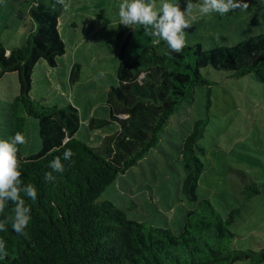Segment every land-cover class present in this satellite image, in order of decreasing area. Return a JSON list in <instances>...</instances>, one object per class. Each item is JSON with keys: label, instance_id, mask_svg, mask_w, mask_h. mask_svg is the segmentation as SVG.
<instances>
[{"label": "trees", "instance_id": "16d2710c", "mask_svg": "<svg viewBox=\"0 0 264 264\" xmlns=\"http://www.w3.org/2000/svg\"><path fill=\"white\" fill-rule=\"evenodd\" d=\"M243 2L250 5V0ZM24 3L35 25L21 47L9 50L0 41V77L8 73L19 77L20 92L7 114L11 136L19 131L26 141L27 117L35 118L43 149L22 160L19 155L26 142L17 146L22 180L36 187L37 199L25 198L31 209L28 238L17 235L10 225L6 232H0L7 251L0 264H264V247L259 251L232 247L238 235L231 226L240 209H233L225 218L209 199L199 198L206 170L202 158L206 149L200 141L209 117L195 122L182 148L186 171L182 191L196 207L187 213L180 234L133 221L111 201L100 202L120 175L160 146L170 120L186 100L193 101L196 88H209L210 109L214 83L204 77V68L264 82V33L234 46H214L210 51L201 45H185L175 53L167 44L162 50L149 45L129 58L126 34L120 32L110 42L120 51L119 86L113 89L120 104L110 120L91 118L87 124L96 130L115 123L118 130L104 136L100 146H92L77 138L82 127L78 108L72 104L50 106L32 94L37 66L46 62L56 68L66 54L59 29L64 10L56 0ZM66 149L75 155L71 161L62 159L64 173H54V184L45 182L49 161L62 157ZM8 211L10 207L5 214Z\"/></svg>", "mask_w": 264, "mask_h": 264}, {"label": "rangeland", "instance_id": "374dc122", "mask_svg": "<svg viewBox=\"0 0 264 264\" xmlns=\"http://www.w3.org/2000/svg\"><path fill=\"white\" fill-rule=\"evenodd\" d=\"M24 2L0 0V41L9 50L21 47L35 25ZM65 2L69 7L61 16L59 29L66 54L56 68L46 62L37 66L32 94L50 106L72 104L78 108L82 127L77 138L100 146L104 136L118 130L115 123L96 130L87 126L91 118L110 120L119 103L113 89L119 86L120 51L111 45V40L124 31L129 58L149 45L162 50L167 42L152 37L151 26L145 30L141 25L120 24L118 9L122 0ZM151 2L159 10L164 0ZM167 2L184 7V0ZM191 16L196 19L191 20ZM187 18L190 27L184 30L185 45H201L207 51L214 46H234L264 33V0H250L247 8L223 15H202L194 8ZM202 72L214 83L210 109L209 88H196L193 101L186 100L170 120L160 146L138 166L120 175L100 202L111 201L133 221L180 234L187 213L196 207L182 191L186 178L182 148L195 122L209 117L200 141L206 149L202 157L206 170L200 180L199 198L209 199L225 218L239 208L241 214H234L231 226L238 235L232 247L259 251L264 247V82L250 76L236 78L231 72L210 66ZM19 92L17 73L0 77V139L12 137L7 114ZM42 149L39 121L27 117L26 143L19 158L29 159Z\"/></svg>", "mask_w": 264, "mask_h": 264}, {"label": "clouds", "instance_id": "9594fccd", "mask_svg": "<svg viewBox=\"0 0 264 264\" xmlns=\"http://www.w3.org/2000/svg\"><path fill=\"white\" fill-rule=\"evenodd\" d=\"M64 11L69 5L65 0H56ZM243 0H184V7L164 0L159 10L151 0H122L119 5L118 15L120 24L129 27L141 25L148 29L151 26L152 37L166 41L168 47L175 53H180L185 46L184 30L190 27L189 17L194 8H198L202 15L209 13L227 14L239 8H247ZM191 16V20H195ZM24 135L17 131L10 139H0V232H6L7 226L17 234L28 238V228L31 222V209L26 199L35 201L37 189L32 183L25 184L17 159L18 145L24 144ZM75 154L66 149L62 157L55 156L48 163L50 171L44 173L47 183H55L57 174H63L65 165L63 161H71ZM7 214L5 210L9 209ZM7 257L6 241L0 237V260Z\"/></svg>", "mask_w": 264, "mask_h": 264}, {"label": "crops", "instance_id": "0c3cea01", "mask_svg": "<svg viewBox=\"0 0 264 264\" xmlns=\"http://www.w3.org/2000/svg\"><path fill=\"white\" fill-rule=\"evenodd\" d=\"M93 136V134H91Z\"/></svg>", "mask_w": 264, "mask_h": 264}]
</instances>
